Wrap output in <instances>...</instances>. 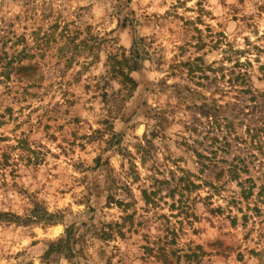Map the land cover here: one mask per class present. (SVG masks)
<instances>
[{
  "label": "clouds",
  "instance_id": "9594fccd",
  "mask_svg": "<svg viewBox=\"0 0 264 264\" xmlns=\"http://www.w3.org/2000/svg\"><path fill=\"white\" fill-rule=\"evenodd\" d=\"M0 57V264H264V0H0Z\"/></svg>",
  "mask_w": 264,
  "mask_h": 264
},
{
  "label": "rangeland",
  "instance_id": "374dc122",
  "mask_svg": "<svg viewBox=\"0 0 264 264\" xmlns=\"http://www.w3.org/2000/svg\"><path fill=\"white\" fill-rule=\"evenodd\" d=\"M192 38L195 39V36H193ZM69 42L74 44V41L71 40V39H70ZM41 44H44L46 46V41L42 40ZM95 44H96V41H95L94 38L93 39H84V40H81L80 45H78L76 47L90 48L91 46H93ZM181 51H183V49H181ZM111 60L113 62L114 71L116 69L120 68L121 65L119 64V61L117 60L116 57H111ZM69 63H71V62L69 61ZM4 64H7V67H9V68L12 67V62L11 61H7L5 59V57H0V65H4ZM183 67L186 68V69H189L192 66L191 65H185ZM261 71H264V69H262ZM0 75H4L5 78H8V74L6 72L5 73H0ZM18 80L20 82L22 91L25 92V93L28 92L29 87H31L32 90L35 91L36 90L35 86L39 83L38 74L31 72V70H29V69H20V75L18 76ZM203 80H204L205 83H207L208 82V76L204 75L203 76ZM103 99L107 100V97H103ZM6 111H7V113L9 115H11V113H12V109L11 108H7ZM2 121H3V117L0 116V122H2ZM228 127L231 128V125H229ZM193 131H195V129H193ZM249 131H251V129H249ZM3 139H6V138H3ZM21 145H22V147L24 149H27V143L25 141H21ZM221 151L223 152L224 149H221ZM228 151H231V152L235 153L236 152L235 146L234 145L233 146H229ZM145 155L147 156V153H145ZM210 155L212 157H215L216 153L213 152ZM4 158L7 159V156L5 155ZM199 158L201 160L204 159V157H199ZM231 158H232L231 156L228 157V159H231ZM236 159H237V161H239L241 169H243L244 168V162L242 160H240L239 156H236ZM213 163H214V159H208L207 162L202 167H203V169L205 171L211 172L210 165H212ZM222 164H223L224 167H226L228 169H231V171L226 172V173L223 174V178L224 179L235 178L234 177V173H235V171H237V169H234L232 167V165L227 164L224 161H222ZM213 178L216 179L217 183H222L223 182L219 178V175H216ZM194 180H199V178L198 177H191L189 174H184L179 180L180 188L183 189V191H187V192H193V191L199 190L198 189V184L194 183L193 182ZM249 183H251V182H249ZM156 184H157L158 187L161 186V182L160 181H156ZM205 186L212 188L213 191H215L217 193L220 192V189L217 188L214 184H207L206 183ZM123 191L126 193L127 189H124ZM177 191H179V189H173L169 193V196L170 197L175 196L177 194ZM243 195H244L245 199H248L249 197L252 196V192L251 191H246V192H244ZM259 195H260V197H264V188H261L259 190ZM158 196H159L158 192H153L151 196H149L147 194V192L144 193L145 199H147L150 203L153 202L154 199L156 197H158ZM107 199L109 201H112V197L111 196H109ZM113 202H115V201H113ZM233 203H235V201H233ZM120 207H131V205H123V204H121ZM171 207H172L173 210H176V211L179 212V216L173 217V219L177 220L176 227H178L179 229L183 230V228L185 226V222H189L188 226L191 227L190 221L192 219L196 218V217L194 216V214L191 213V210L187 208L183 197L181 198L179 209H177V205L175 203ZM241 211H243V209H241ZM255 211H256L257 215L259 216V208H256ZM209 214L213 216V219L217 223H220L221 221H224L226 224H231L233 226L236 224V221L231 219V217H228L227 219H225V213L220 208L215 209V211L213 213H209ZM180 217H183L184 219L181 220ZM161 219L166 220L167 217H161ZM243 220H244V224L246 225L248 223V216H244ZM132 221H133V217L132 216L127 217V222L128 223H132ZM7 223H9L8 220H6L3 217H0V225H4V224H7ZM135 226L136 225L133 224V227H135ZM140 226L142 227L143 225H140ZM167 232H168V235L173 237V238L176 236L175 231H173L171 228H168ZM104 237H105V239L107 238V233L104 234ZM228 239L230 240V238H228ZM158 250L159 251H163L162 248L158 249ZM230 250L231 249H226L223 244H218L216 246H209L207 249L198 247L196 252L193 253L192 256L187 257V260L190 261L191 264H213V261H216L217 264H222V260H223V255L222 254H223V252L230 251ZM148 251H152V249H148ZM155 259H156V257H153V260H155ZM160 264H163V261H161Z\"/></svg>",
  "mask_w": 264,
  "mask_h": 264
},
{
  "label": "trees",
  "instance_id": "16d2710c",
  "mask_svg": "<svg viewBox=\"0 0 264 264\" xmlns=\"http://www.w3.org/2000/svg\"><path fill=\"white\" fill-rule=\"evenodd\" d=\"M127 63V62H126ZM120 64V63H119ZM121 65V64H120ZM120 67H122V65L120 66Z\"/></svg>",
  "mask_w": 264,
  "mask_h": 264
}]
</instances>
